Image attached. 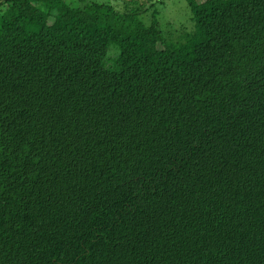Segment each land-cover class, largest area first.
<instances>
[{
	"label": "trees",
	"instance_id": "16d2710c",
	"mask_svg": "<svg viewBox=\"0 0 264 264\" xmlns=\"http://www.w3.org/2000/svg\"><path fill=\"white\" fill-rule=\"evenodd\" d=\"M157 1L0 0V264H264V0Z\"/></svg>",
	"mask_w": 264,
	"mask_h": 264
},
{
	"label": "rangeland",
	"instance_id": "374dc122",
	"mask_svg": "<svg viewBox=\"0 0 264 264\" xmlns=\"http://www.w3.org/2000/svg\"><path fill=\"white\" fill-rule=\"evenodd\" d=\"M156 4L155 9L159 11V27L165 38L174 41L183 40L186 32L191 31L192 13L187 0H158Z\"/></svg>",
	"mask_w": 264,
	"mask_h": 264
}]
</instances>
